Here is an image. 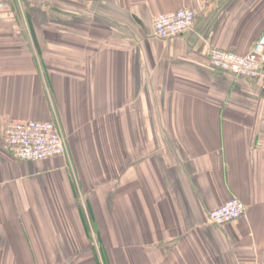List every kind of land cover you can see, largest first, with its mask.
I'll use <instances>...</instances> for the list:
<instances>
[{
  "label": "crops",
  "instance_id": "obj_1",
  "mask_svg": "<svg viewBox=\"0 0 264 264\" xmlns=\"http://www.w3.org/2000/svg\"><path fill=\"white\" fill-rule=\"evenodd\" d=\"M263 36L264 0H0V264H264V74L209 60ZM28 120L67 155L16 158ZM233 198L245 216L210 224Z\"/></svg>",
  "mask_w": 264,
  "mask_h": 264
},
{
  "label": "built area",
  "instance_id": "obj_2",
  "mask_svg": "<svg viewBox=\"0 0 264 264\" xmlns=\"http://www.w3.org/2000/svg\"><path fill=\"white\" fill-rule=\"evenodd\" d=\"M196 15L190 8L161 14L153 19L155 36L159 39L178 37L193 28ZM213 69L235 78L259 80L264 74V36L247 55L221 49L209 54ZM4 143L13 155L30 162L44 161L67 155L66 140L57 121H15L4 133ZM246 206L233 198L209 213L208 222L215 226L234 223L245 216Z\"/></svg>",
  "mask_w": 264,
  "mask_h": 264
}]
</instances>
